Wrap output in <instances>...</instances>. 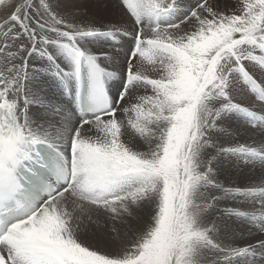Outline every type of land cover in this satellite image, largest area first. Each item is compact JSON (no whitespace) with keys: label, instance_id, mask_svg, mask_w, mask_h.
<instances>
[{"label":"snow or ice","instance_id":"1","mask_svg":"<svg viewBox=\"0 0 264 264\" xmlns=\"http://www.w3.org/2000/svg\"><path fill=\"white\" fill-rule=\"evenodd\" d=\"M119 6L133 35L122 69L90 46L122 26L0 0V264H264V239L226 242L216 215L264 234V0ZM228 159L258 167L259 184L226 187Z\"/></svg>","mask_w":264,"mask_h":264},{"label":"bare ground","instance_id":"2","mask_svg":"<svg viewBox=\"0 0 264 264\" xmlns=\"http://www.w3.org/2000/svg\"><path fill=\"white\" fill-rule=\"evenodd\" d=\"M77 3L80 5L79 11H81L82 13H83V11L86 10L85 6L88 5L89 3L96 4V5H98V4H103V5L109 4L110 10L109 11L103 10L101 13L106 18H110L113 16V19H115L114 23H109V22L108 23H102V24L96 23L97 26H101V25H104V26H112V25L120 26L122 24L121 21H123L124 19H127L130 21L128 22V25L123 27V28H124V30L132 29L131 19L126 15L125 11L121 7H119V10L121 12L120 15H116L114 13L115 11H117V9H116L117 4L116 3H119V0L118 1L117 0H70V4L65 3L62 0L63 6L74 7L75 9H77ZM7 14H8L7 9L0 7V18L7 16ZM88 15L91 18L90 14H88ZM90 46L92 47L93 51L97 54H100V53L112 54V57H111L110 62L108 64H113L119 68L125 67L124 61L122 59L123 57L126 58L125 52H122V51L119 52L116 50L114 52V51H112V49H110L105 44H103V45L97 44L96 45V40L92 41ZM115 58H118V62H115ZM36 67H40V64L37 63ZM144 67L147 68V65H144ZM36 83L39 85V87L44 92H51L52 91V87H51L52 84L50 83V81L48 80L46 75L38 74V79H37ZM128 102H134V97H133V100H130ZM226 127H227V125H226ZM256 137H257L256 141H259L260 137L258 135ZM253 141H255V140L253 139L252 136L239 137V142H242V143L243 142L253 143ZM260 175H261V173H260V169L258 167L252 168L251 166H244L242 164L240 165V167H237L232 162L231 159H228V160L223 161L221 166H220L219 179L225 183L226 187H229V186H241V187H243V186H250L253 184H259ZM245 181H247V182H245ZM247 184H250V185H247ZM225 206H226L225 204L220 205L221 208H223ZM216 215L219 218V222H220V238L226 242L229 241L231 239V237H233L232 231L237 230V229H232V227H242L244 225L251 224L249 221L244 220L245 222H240V223L237 222V225H235L231 221H234L237 218H235V217L230 218V217L224 216L220 212H217ZM149 220H150V217L148 215L147 210H143V211L137 212V219H133L131 221V223L135 226L142 227L143 224L145 222H148ZM227 221H228V224H230V225L227 224ZM240 224H241V226H239ZM247 226H251L252 228H254L256 230V232H255L256 234H254V235L252 234L253 235L252 237L246 238L243 242L240 241L241 243L238 245H247V244L255 245V244H257V242L260 239H264V234H262L258 231V225L252 224V225H247ZM117 227L120 228L121 231L126 230L124 225L117 224ZM83 239L89 241L90 243L99 242L105 246H107V244L109 243V240L107 237H99L98 238L97 236H95L91 233L85 235L83 237ZM237 240H236V242H237Z\"/></svg>","mask_w":264,"mask_h":264},{"label":"rangeland","instance_id":"3","mask_svg":"<svg viewBox=\"0 0 264 264\" xmlns=\"http://www.w3.org/2000/svg\"><path fill=\"white\" fill-rule=\"evenodd\" d=\"M65 3H68L70 4V0H63ZM118 1V0H117ZM57 3H60L62 5V0H57L56 1ZM117 4V11H115L114 13L116 15H120L121 12L119 10V3H116ZM77 9L79 10L80 9V5L77 3ZM85 11H83V13H86L87 15L90 14L91 18H93V20L97 23V24H102V23H114L115 19H113V16L110 17V18H106L102 15V11L103 10H107L109 11L110 10V5L109 4H92V3H89L88 5L85 6ZM92 13V14H91ZM93 15V16H92ZM89 16V15H88ZM130 20H127V19H124L123 21H121V25L122 27H125L128 25V22ZM124 29V28H123ZM115 52V50H112ZM128 53H126V56L127 57ZM134 143H138L136 141H134ZM247 182V181H245ZM247 185H250V184H247ZM239 220V221H238ZM233 224L237 225V222H245L244 220L242 219H235L234 221H231ZM227 224H228V221H227ZM226 225V224H225ZM230 225V224H228ZM247 225H252L251 224H247ZM247 225H244L242 227H232V229H237L235 231H232L233 232V237H231V239L229 241H235L237 240L236 244H240L241 242H243L246 238L248 237H252L254 234H256V230L254 228H252L251 226H247ZM256 225V224H255ZM241 226V224L239 225ZM245 227V228H244ZM240 229V230H239ZM236 232V233H235ZM237 234V235H236ZM242 234V235H241ZM253 234V235H252ZM235 235V236H234ZM248 235V236H247ZM243 236V237H242ZM245 236V237H244ZM234 238V239H233ZM241 241V242H240ZM239 242V243H238ZM258 264H259V261H258Z\"/></svg>","mask_w":264,"mask_h":264}]
</instances>
